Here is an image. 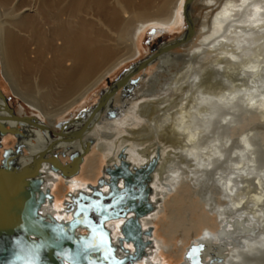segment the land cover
Returning <instances> with one entry per match:
<instances>
[{
  "label": "bare ground",
  "instance_id": "bare-ground-1",
  "mask_svg": "<svg viewBox=\"0 0 264 264\" xmlns=\"http://www.w3.org/2000/svg\"><path fill=\"white\" fill-rule=\"evenodd\" d=\"M111 1L0 0V57L5 77L1 86L7 90L9 83L17 97L40 113L34 124L43 130L47 129L43 119L55 127L60 116L107 76L139 59L138 44L150 28L185 29L183 22L191 26V36L177 47L188 51L180 62L187 64L170 76L153 77L152 89L158 93L146 96L141 88L143 102L127 110L131 114L127 119L126 111L120 110L118 116L107 118L112 122L105 124L104 117L94 122L82 142L60 138L54 146L48 145V151L44 146L50 157L63 148L58 155L70 162V154L82 152L84 142L93 139L77 174L64 178L50 168V158L47 173L61 177L66 185L79 179L72 182L76 191L96 184L106 165L120 162L122 149L137 166L151 160L149 155L158 156L151 183L156 207L142 217L144 229L153 227V245L136 264H168L161 263L164 254H178L182 264H189L184 262V253L191 242L198 241L209 243L214 255L223 258L217 264H264V158L259 150L264 126L234 139L256 112L264 121V0ZM196 7L204 14L198 16ZM187 33L188 29L180 38ZM169 52L145 68L177 57L168 56ZM240 103L243 110L238 109ZM7 123L23 124L12 119ZM34 157H20L21 165L39 168ZM82 169L85 175L79 178ZM217 169L221 171L214 180L211 174ZM53 184L51 209L59 219H69L71 213L64 211L66 193L59 180ZM202 190L206 194L196 201ZM217 194L223 195L220 204L215 201ZM176 201L186 206L178 208L186 213L187 223L175 213L165 224V208ZM124 220L107 222L115 237ZM155 221L164 223L162 232ZM181 227L185 230L179 235ZM178 237L177 252L173 242ZM205 259L210 261L208 256Z\"/></svg>",
  "mask_w": 264,
  "mask_h": 264
},
{
  "label": "water",
  "instance_id": "water-1",
  "mask_svg": "<svg viewBox=\"0 0 264 264\" xmlns=\"http://www.w3.org/2000/svg\"><path fill=\"white\" fill-rule=\"evenodd\" d=\"M188 33L176 37L168 43L155 48L157 52L132 63L108 81V87L99 91L96 103L82 108L69 120L58 122L61 140L73 142L92 129L94 122L117 114L113 105L115 95L121 91V99L126 98L139 76H133L145 68L160 54L177 48L192 34L190 24ZM153 51V50H152ZM8 97L0 87V140L6 133H13L19 139L15 149L4 153L0 166V264H136L145 258L148 248L153 245V227L143 228L142 217L152 212L155 201L152 195V175L158 167V156L141 166L133 165L122 149L119 163L106 165L97 185L88 184L75 192H69L64 199L66 211L71 213L68 220H58L55 216L40 215L39 209L48 197L49 189L42 190L43 177L39 168L33 164L21 165L23 142L29 132L10 124L7 120L38 121L35 115L19 116L9 105ZM4 112H7L5 114ZM93 139L84 142L82 152L70 154V162H62L57 153L49 159L50 166L64 178L80 171L84 155L90 150ZM65 155V153H62ZM159 155V154H158ZM122 182V184H121ZM108 188L103 190L104 186ZM125 218L118 227L119 235L114 236L107 226L111 219ZM87 233H81L80 229ZM127 245H132L131 248ZM210 244L205 241L191 242L184 253V262L189 264H217L223 260L215 256ZM210 257L207 261L205 257ZM182 264V263H180Z\"/></svg>",
  "mask_w": 264,
  "mask_h": 264
},
{
  "label": "rangeland",
  "instance_id": "rangeland-1",
  "mask_svg": "<svg viewBox=\"0 0 264 264\" xmlns=\"http://www.w3.org/2000/svg\"><path fill=\"white\" fill-rule=\"evenodd\" d=\"M194 9H196L195 10L196 13L198 12L197 13L198 16H200L201 13H202V15L204 14V12H202L199 9H197V7L194 8ZM214 14L215 13H213L211 17H213ZM209 19H210V23H211L212 18H209ZM183 26H184L185 29H181L180 27H176V28L175 27H172V28H164V29L163 28H155V27L150 28L143 35V37L140 39V43L138 44L139 45V48H140V51H141V57L139 59H137V60L127 62L124 66H121L120 68L117 69V71H115L114 73H112V75L107 76L106 79L97 87V89H94L93 91H91L87 97H85L83 100H81L79 103H77L73 107L69 108L62 116H60L56 120V123L58 124V122H60V121L72 119V117H74L77 114V112H79L82 108H84V107H90L91 105H93L94 103H96L97 100H98V97H99V91L102 88H107L108 87V81L114 80V78L116 76H118L122 72V70H124L126 67L130 66L132 63L137 62V61H139L141 59H144V58L152 55L153 52H156L157 51L156 49L153 50V51H151V49H153L154 46L157 45L158 43H160V44H158L157 47H160L162 43H168L171 40H173L174 38L181 37L182 35H184V33L187 31L186 23L183 22ZM199 28H202V25L201 24L199 25ZM200 39H201L200 37L197 38L196 42H198ZM195 47L196 46H194V48ZM190 48H193V46H190ZM187 53H188V51H186L185 49L182 50V49L174 48V49L170 50L168 56H170V55H176L177 57H175V58L172 57L171 60H168V61H160L159 60L156 63H154L153 65L145 68L144 70H142V71L140 70L139 73H136L135 74L136 76L134 75L133 78H136L137 76H139V82L131 90V92L128 94V96L126 98L121 99V97H120L121 91H119L116 94V96L114 97L113 105H114V107L117 108V114H116V116H118L119 113H121V111H126V115H125L124 118L127 119L131 115L129 112H127V110L134 109V107L136 105H138L139 103L143 102V100L139 99V97L143 93L141 91V88L145 89L144 93H146V96H149V95L150 96H153L155 93H158V92L153 91V89H152V84L155 82V79L156 78H159V77H161L163 75L170 76L171 75V72L173 70H175V69L179 70L184 65H186L187 63L182 62L180 64V62L183 60L184 56ZM2 71H3V69H2L1 57H0V87L2 88V90L4 91V93L10 97V102L9 103L12 104V105H14V107L16 108L15 110L17 112L21 113V114L22 113L23 114L24 113H27V114H32V115H39L40 113H38L37 110H35L26 101H24L23 99L17 97L14 94V92H13V90L11 88V85L9 83L7 84V87H8L7 90H5L1 86V83L5 81V77H4ZM222 84H223V87L224 88H227L228 87V84H226L224 82ZM244 108H245L244 107V104H241L240 103L239 106H238V109L239 110H243ZM103 119H106L107 120L106 122L104 121L105 124L106 123H109V122H112V120L107 119V116L104 117ZM43 121L47 122L45 119H43ZM141 123L144 124L145 122L144 121H141ZM258 126H264V121H262L260 115L257 114V112H256V114L253 116V121L252 122H246V123H244L242 125V127H241V132H239L238 135H236V137H234V139H238L240 134L247 133L249 131H252L255 128H257ZM262 131H263V134H262V140L260 142V148H259V150H260V154H261L262 158H264V128H262ZM8 135H12V134H7L4 137H6ZM12 136H14V135H12ZM7 138H8V142L6 144L4 143L5 146H7V147L16 142V137L15 136L13 137L14 138L13 141H12V138L11 137H7ZM173 152H176V151H173ZM90 154H91V152H90ZM61 158H62V156H61ZM149 158H152V157L149 155ZM62 159L65 160L66 158L63 157ZM103 165H105V163H103L102 166ZM222 169H224V171H227V165H224L222 167ZM220 171H221L220 169H217V170L214 171V173L211 174L213 176L214 180H216L218 178L217 173H220ZM84 175H85L84 169H82L79 178H83ZM101 176H102V174L99 176V178ZM75 178H78V176L75 177ZM75 181H79V179L78 180H76V179H73L72 180V182H75ZM72 182H70L69 185H66V184H64L65 182H63V179L61 177H59V183H60L59 184V187L60 186L63 187V189H64L63 191H65L66 196L68 194L67 193L68 191H72V192L75 191L74 190V187L72 186ZM212 186H213V184L210 187H212ZM216 186H219L218 183L216 184ZM211 189L214 190L213 187ZM205 194L206 193H205L204 190L199 191L198 192V197H197V200L196 201H200L201 198L203 197V195H205ZM222 200H223V195H221V194L215 195V201L218 204H220L222 202ZM178 201H176V202H168V205L165 208V218H163L164 221H166L165 224L169 222L168 220L171 219L170 217H174V214L175 213H177L176 215L179 218L180 217L183 218V223H187V222H185V216H187V215H186L185 212H183V211L181 212L180 208H178V205H179V202ZM182 205H179V206H181V209L186 207L185 205H183V206ZM199 208H200V206H199ZM60 215L62 216L61 213H60ZM110 223L111 222H109L108 224H110ZM154 225L157 226L158 230L162 232V230H163V227L162 226H164V223H163V225H161L160 222L155 221ZM181 230L183 232H181ZM184 230H185L184 227H181L180 229H177V231H178L177 234L182 235L184 233ZM193 236H194V234H193V232H191L189 234V237L192 238ZM173 243H175V245L177 246V248H176V251H177V249L181 247V245H180L181 244L180 238L178 237L177 238V241H175ZM181 262H182L181 257L178 254L177 255L176 254L175 255H167V254H164L163 261H161V263H168V264H180ZM138 264H155V262L148 261V262H140Z\"/></svg>",
  "mask_w": 264,
  "mask_h": 264
},
{
  "label": "flooded vegetation",
  "instance_id": "flooded-vegetation-1",
  "mask_svg": "<svg viewBox=\"0 0 264 264\" xmlns=\"http://www.w3.org/2000/svg\"><path fill=\"white\" fill-rule=\"evenodd\" d=\"M158 44H160V43H158ZM157 44V45H158ZM157 45H155L154 46V48L153 49H151V51L152 50H155V48L157 47ZM7 97H8V103L10 102V97L7 95ZM9 105L15 110L16 108L14 107V105H12V104H10L9 103ZM15 112L19 115V116H21V117H24V116H31L32 114H27V113H19V112H17L16 110H15ZM36 116V115H35ZM103 117H105V114H103ZM102 117V118H103ZM32 119V118H31ZM20 120V122H23V124H17V127L18 128H20L22 131L21 132H24V131H28L29 132V135H28V137L27 138H25L24 140H22V142H23V148H22V155H21V157L22 156H24V157H34V155H35V157H34V159L33 160H35V159H37V163L39 164V172H40V176H38V177H43V183H42V185H41V188H42V190H44L45 192L47 191V189H49V191H50V194L52 195V201H50V199L47 197L46 199H45V201L42 203V205H41V207H40V209H39V213H40V215H43V216H46L47 214H51L52 216H55L58 220H68V219H59L58 218V216L55 214V212H56V210L54 209H51L52 207H54L53 205H54V196H53V189H52V186L54 185L53 183L54 182H56V181H58L59 179H57L55 176H53V175H50V174H48L47 173V171L49 172L50 170H48L49 169V164H48V162H47V159H49V158H51L52 157V155H51V157L49 156V154H46L45 155V152H44V150L43 149H45V147L44 146H46V151H48V149H49V144H52V146H54L55 145V142L56 141H59L60 140V136H59V134H58V132H60L61 131V129L59 128V127H57V125L55 126V127H52L51 125H49L47 122H45V121H43L42 119H40V120H42L41 121V123L44 125V126H46V128L48 129H44L43 130V128L41 127V126H39V125H35L34 124V121L33 120ZM13 120V119H12ZM15 121H18V120H15ZM8 127H10V125H8ZM52 129V130H51ZM57 129V130H56ZM7 134H11V133H6V134H4L2 137H1V140H0V166L2 165V161L5 159V157H4V153H5V151L6 150H8V149H15V146L19 143V139L17 138V136L16 135H14L15 137H16V142L15 143H13L12 145H10V146H5V144L8 142V138L7 137H11L12 138V141H13V137L14 136H12V135H8V136H6V137H4L5 135H7ZM4 137V138H3ZM7 138V139H6ZM6 139V140H5ZM6 141V142H5ZM5 143V144H4ZM48 146V147H47ZM51 146V145H50ZM43 148V149H42ZM63 150V148L61 149V150H58V151H53L54 153H57V154H59V153H61V151ZM2 151V152H1ZM43 153V154H42ZM34 154V155H33ZM41 154V155H40ZM59 156V155H58ZM61 156L62 155H60L59 156V158H60V160H62V162H68L69 161V159H68V157H66V159L65 160H63L62 158H63V156H62V158H61ZM65 158V157H64ZM22 159V158H21ZM44 165V166H43ZM34 168H35V166H34ZM50 168H51V166H50ZM52 169V168H51ZM53 170V169H52ZM54 171V170H53ZM53 178V179H52ZM70 180H66V182L68 183ZM63 182H65L64 180H63ZM70 183V182H69ZM65 184V183H64ZM46 185V186H45ZM94 185H97V183L96 184H94ZM43 186V187H42ZM51 187V188H50ZM69 192H72V191H68L67 193H69ZM65 206V205H64ZM51 209V210H50ZM64 211H65V214H67L66 212V206L64 207ZM70 219V218H69ZM111 220H113V219H111ZM111 220H109V221H111ZM108 222V221H107ZM107 226H108V223H107ZM109 227V226H108ZM110 228V227H109ZM111 229V228H110ZM81 230V233H83V234H85V233H87V230L86 229H84V228H82V229H80ZM113 231V230H112ZM126 246H128L127 244H126ZM129 247V246H128ZM129 248H131V247H129ZM67 264H69V263H67Z\"/></svg>",
  "mask_w": 264,
  "mask_h": 264
}]
</instances>
